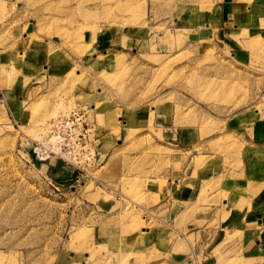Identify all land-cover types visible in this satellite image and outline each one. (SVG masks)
<instances>
[{
	"label": "rangeland",
	"instance_id": "374dc122",
	"mask_svg": "<svg viewBox=\"0 0 264 264\" xmlns=\"http://www.w3.org/2000/svg\"><path fill=\"white\" fill-rule=\"evenodd\" d=\"M77 109L95 162L35 159ZM259 120L264 0H0V264H244Z\"/></svg>",
	"mask_w": 264,
	"mask_h": 264
},
{
	"label": "crops",
	"instance_id": "0c3cea01",
	"mask_svg": "<svg viewBox=\"0 0 264 264\" xmlns=\"http://www.w3.org/2000/svg\"><path fill=\"white\" fill-rule=\"evenodd\" d=\"M223 17L226 19L224 21V24H226L230 22L232 14L223 15ZM242 19V22L246 23V16ZM255 20H259L257 16L252 19L254 23H256ZM261 117L263 115H259L258 119ZM248 127L246 126L243 130L244 139L264 143V120H259L253 125L252 129ZM259 184H261V187H243L244 191L239 193V199H236V196L233 197L235 201L232 205L235 211H233V215L232 210L229 211L227 217H233L232 219L228 218L225 222L227 224L226 235L239 242L235 258L236 255H239L242 257L241 260L244 264H264V183ZM236 186H241V183L231 181L228 186L230 188L229 191ZM223 201L224 205H226L227 200L223 199ZM223 210L228 212L229 209ZM227 252L231 257L230 250Z\"/></svg>",
	"mask_w": 264,
	"mask_h": 264
},
{
	"label": "built area",
	"instance_id": "2783aa9c",
	"mask_svg": "<svg viewBox=\"0 0 264 264\" xmlns=\"http://www.w3.org/2000/svg\"><path fill=\"white\" fill-rule=\"evenodd\" d=\"M50 136L34 142L32 153L35 159L56 158L76 169L83 170L95 162L93 125L82 110H73L67 115L53 119L49 124Z\"/></svg>",
	"mask_w": 264,
	"mask_h": 264
}]
</instances>
